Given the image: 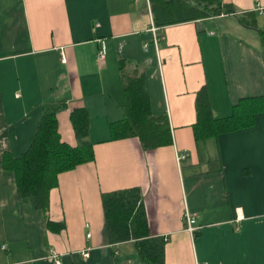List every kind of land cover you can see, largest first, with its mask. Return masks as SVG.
Listing matches in <instances>:
<instances>
[{"label": "crops", "instance_id": "obj_1", "mask_svg": "<svg viewBox=\"0 0 264 264\" xmlns=\"http://www.w3.org/2000/svg\"><path fill=\"white\" fill-rule=\"evenodd\" d=\"M224 1L237 13L264 5ZM152 24L150 0H0V264H56L52 250L61 264H144L132 240L113 242L105 229L101 193L131 186L141 188L150 233L165 239L167 263L264 264V109L251 125L200 141L192 126L201 88L217 117L264 95V29L220 13L158 26L155 43ZM120 59L143 73L171 143L111 136L125 112ZM78 106L94 158L57 174L43 210L19 197L3 154L30 145L48 107L60 139L77 144ZM185 208L197 212L192 232Z\"/></svg>", "mask_w": 264, "mask_h": 264}, {"label": "trees", "instance_id": "obj_2", "mask_svg": "<svg viewBox=\"0 0 264 264\" xmlns=\"http://www.w3.org/2000/svg\"><path fill=\"white\" fill-rule=\"evenodd\" d=\"M154 24L163 26L196 18L234 13L244 24L256 12L237 13L234 5L224 0H150ZM254 18V17H253ZM119 67L125 98L124 116L110 123L113 138L137 136L144 148H154L172 142L167 114L151 111L143 73L128 69L124 59ZM196 120L193 133L196 141L220 132L251 125L257 112L264 109V95L241 97L230 114H213L208 94L201 88L196 96ZM77 144L60 139L55 109L48 107L39 122L30 145L17 156L3 154L2 163L13 171L19 197L32 196L35 204L46 210L49 189L56 185L57 174L76 165L93 160L92 143L88 138L89 116L84 106L70 112ZM139 186L103 191L101 203L105 229L113 242L132 240L135 252L144 264H169L164 258L165 239L151 234ZM52 224V221L48 222ZM57 230L62 227L58 224Z\"/></svg>", "mask_w": 264, "mask_h": 264}, {"label": "built area", "instance_id": "obj_3", "mask_svg": "<svg viewBox=\"0 0 264 264\" xmlns=\"http://www.w3.org/2000/svg\"><path fill=\"white\" fill-rule=\"evenodd\" d=\"M255 9L259 13L264 15V5L258 4L255 7ZM157 28H158V26L157 25H153V24L149 27V29H151L152 32H153V41L155 43L159 39V35L156 33V29ZM103 51H104V45H102L101 49H99L98 52H97L99 57H101L103 55ZM184 156H185V152L184 151H180L177 154V159H181ZM196 218H197V212L196 211L189 210L188 208H185L183 210V219H184V222H185L186 229H188L191 232L194 231L197 228ZM86 235L89 236L90 235V231H87ZM83 254L87 255L88 253H87V251H83ZM49 256L52 257L55 260L56 264H61L60 258L58 257L57 252L55 250H52ZM200 264H206V263L202 262Z\"/></svg>", "mask_w": 264, "mask_h": 264}, {"label": "rangeland", "instance_id": "obj_4", "mask_svg": "<svg viewBox=\"0 0 264 264\" xmlns=\"http://www.w3.org/2000/svg\"><path fill=\"white\" fill-rule=\"evenodd\" d=\"M247 20L250 23H257L258 28H262V30L264 29V18L262 14L256 13L254 19L253 17L249 16ZM259 36L261 41L264 42V33L260 32Z\"/></svg>", "mask_w": 264, "mask_h": 264}]
</instances>
